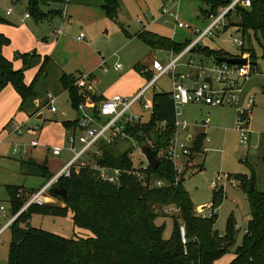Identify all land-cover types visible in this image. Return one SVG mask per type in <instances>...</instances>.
<instances>
[{
  "label": "rangeland",
  "instance_id": "rangeland-1",
  "mask_svg": "<svg viewBox=\"0 0 264 264\" xmlns=\"http://www.w3.org/2000/svg\"><path fill=\"white\" fill-rule=\"evenodd\" d=\"M164 1L166 0H117L120 7L115 20L108 17L104 21L90 25L87 23L94 14L90 10L94 9L92 7H89L91 8L89 11L76 9L78 14L75 21L65 30L64 41L59 42L56 33L63 26L59 17H63L66 6L56 5L50 12L46 11L48 19L56 17L54 22L46 19L43 23L37 24L32 17L25 19L31 0H0V36L8 40L3 47V54L13 64L15 70L24 72L25 83L31 85L46 57L52 58L56 63L54 68H48V76L43 74L40 77L35 87L40 111L33 117H28L19 111L20 96L11 85L0 93V264H8L9 246L12 240V230L6 228L8 220L12 217L7 186L21 187L23 206H26L34 191L48 181L44 177L26 175L22 163L33 159L40 165L47 164L51 174H55L70 158L67 151L68 130L65 122L74 121L78 115L67 91L59 81L61 71L67 75L93 74L94 91L104 97L114 95L132 97L126 93L130 90H135L137 93L148 83L138 68L141 65H150L154 60L163 63L169 60L168 51L152 50L141 39L135 37V33L146 26L149 31L176 39L178 43L184 42L186 37H189L190 41L196 38L191 30L177 29L172 22L164 23L159 20ZM70 4L72 8H80L81 5L76 0H72ZM178 7L181 19L194 28H204L210 22L201 13V9L209 10V8L199 0H181ZM9 9L13 10L12 15H7ZM145 14L148 15L147 20ZM237 22L238 19L233 14L225 25ZM225 27L219 30L214 39L206 38L199 46L218 50L215 52L224 51L232 57H245L255 62L257 69L245 85L242 98L243 106L247 105L250 98L255 102L249 107L250 142L248 146L240 142L241 135L237 128L240 117L235 106L186 105L185 117L191 125L186 133L196 136L205 130L209 141L204 140L203 135L201 137L197 135L198 143L191 149L190 157L178 166L176 180L183 181V186L195 209L199 210L197 213L201 216H209L214 201L212 181L218 175L224 177L218 187V189L223 188L224 193L223 202L216 210L215 230L219 234H224L229 218L233 217L238 231L234 251L242 244L246 232L244 230L251 218L249 194L241 187L237 176H245L249 180L254 176L256 189L264 193V60L263 50L253 37V32L241 34L237 33L236 27L227 26L226 29ZM81 32L86 35L89 46H78L77 37ZM235 38L244 40L243 48L235 43ZM17 53H31L37 57L31 59L30 67L24 68L21 60L16 56ZM194 55L197 59H201V54L194 53ZM204 59L212 61V58ZM118 63L122 64L120 70L116 69ZM158 85L160 90L157 91L172 92L169 77L161 78ZM157 91L155 92L158 93ZM49 93L56 96L57 113H51L47 107ZM146 95L149 98L152 92ZM40 114L44 115L43 120H37L36 117ZM208 117L211 120L210 127H195L196 120L202 124ZM13 124L22 126V133L14 130ZM33 128L36 132L28 133V130ZM32 141L38 142L36 148L31 147ZM127 146L130 144L121 146L119 150L123 151ZM55 147L63 148L64 152L60 157L52 155V149ZM77 148H80V145H77ZM16 151L19 153L16 154ZM132 160L135 165L140 162L138 152L132 155ZM157 180H162L166 184L165 180L157 177H153L151 183L154 184ZM48 204L52 207L63 206L62 200L58 199L48 200ZM159 210L156 223L164 227V238H170L174 230L173 217L177 215V211L174 207H170L168 212H165L169 217L165 218L162 216V210ZM151 211H154V208H151ZM28 223L32 227L65 238L92 237L89 230L74 228L70 213L65 216L35 213L28 219ZM232 256V253L228 254L220 258L216 264H229Z\"/></svg>",
  "mask_w": 264,
  "mask_h": 264
},
{
  "label": "trees",
  "instance_id": "trees-1",
  "mask_svg": "<svg viewBox=\"0 0 264 264\" xmlns=\"http://www.w3.org/2000/svg\"><path fill=\"white\" fill-rule=\"evenodd\" d=\"M199 1L209 8L201 9L204 17L218 13L221 7L230 3V0ZM68 2L69 0H31L28 14L37 22H43L49 18L46 15L47 10L50 12L56 5L66 6ZM102 8L109 18L116 19L119 8L116 0H105ZM233 14L228 15V21ZM235 15L238 22L229 23L227 26L236 27L241 34L253 32V37L263 50L264 60V0H253L250 9L237 8ZM135 37L141 39L152 50L173 51L176 54H180L190 43L187 40L178 43L145 28ZM7 43L8 40L0 36V93L11 85L21 97L19 111L33 117L40 111L39 106L35 104L37 100L35 87L40 77L47 74L51 59L49 57L44 59L31 85H27L24 72L15 70L13 64L3 54V47ZM215 51L218 50L202 46H197L193 50L216 61L218 58H231V55L224 51ZM16 56L24 68L30 67L31 59L37 57L31 53H17ZM252 64L256 66L254 61ZM77 76L63 74L60 78V83L67 91L74 109L81 101L74 86ZM93 98L96 101L101 99L96 96ZM153 100L155 105L153 122H165L169 126L164 132L149 137L146 134L150 133L152 125L136 130V135L139 133L145 135L139 138L140 141L157 150L158 158L161 160L157 170L149 168L146 172L148 177L146 181H140L132 174H123L119 185H112L99 181L93 171L84 169L70 179L61 181L69 192L66 199L50 192L53 198L62 200L64 206L31 205L22 213L20 212L25 205L23 206L21 187L7 186L11 218L20 213L8 227L12 230L8 264H216L220 258L231 253L233 259L229 264H264V193L256 189L255 177L252 176L249 180L245 176H237L241 187L249 194L251 218L242 244L233 251L238 233L233 217L229 218L224 234H219L215 230L216 210L223 202V188L214 189L211 215H199L183 186V181H176L174 165L162 154L175 133L173 101L170 94L164 92L155 93ZM75 123L65 122V127L69 131ZM100 149L102 155L98 161L101 164L127 170L134 168L133 150L121 152L109 145H101ZM22 168L29 176H40L48 180L53 176L47 164L40 165L33 159L24 161ZM153 177L165 180L166 185L162 188L152 187ZM170 207L176 209L177 215L173 217V233L166 240L164 227L157 225L156 220L159 209L162 210V216L168 218L169 215L165 212H168ZM151 208H154V211H151ZM35 213L52 216H65L70 213L74 228L87 229L92 233V237L70 239L32 227L28 219ZM181 226L185 227L186 244L181 240Z\"/></svg>",
  "mask_w": 264,
  "mask_h": 264
},
{
  "label": "built area",
  "instance_id": "built-area-1",
  "mask_svg": "<svg viewBox=\"0 0 264 264\" xmlns=\"http://www.w3.org/2000/svg\"><path fill=\"white\" fill-rule=\"evenodd\" d=\"M253 0H230L228 6L221 7L216 14H209V23L204 28L193 27L191 24L181 19L179 4L181 0H166L160 10L159 20L164 23L172 22L175 28L182 30H191L196 36L194 41H190L188 46L180 53L169 52V60L165 63L154 60L151 67L144 68L142 74L148 80L147 85L140 89L132 97H122L114 95L112 97H103L96 101L92 92V82L90 76L78 75L74 86L77 89L81 101L77 105L76 123L68 131V149L70 158L53 176L31 197L30 201L21 210L26 211L31 205L43 206L48 200L53 199L51 191L54 187L61 185L62 180L70 179L74 174H78L84 169L94 172L95 177L102 182L112 185H119L123 174H132L140 181L147 180L146 172L151 168L147 158L142 151L140 137L145 135L136 130L140 127L152 125V130L147 137L155 133L164 132L169 126L165 122H153L155 111L154 94L160 90L158 82L163 77H169L172 86L170 97L174 104L175 120L173 127L175 133L170 139V144L162 153L164 158L174 165L177 173L178 166L190 157L192 147L186 138L181 134L191 125L185 117V106L189 104L202 106H224L231 105L237 108L240 120L237 128L240 132L241 144L248 146L250 142V132L248 129L250 108L255 104L254 99L250 98L246 106H243L244 87L250 80L256 67L247 58L246 65H230L223 62L200 60L193 54L196 48L204 39H214L222 27L228 22V15L234 13L237 8L250 9ZM13 14L9 9L7 15ZM27 13L25 18H29ZM62 31L59 30L58 34ZM78 41L85 39L84 33H80ZM235 43L239 47L244 46L242 38H235ZM245 58V57H243ZM122 64L118 63L116 69L120 70ZM152 92L148 98L146 95ZM160 92V91H157ZM161 93V92H160ZM56 96L52 93L47 95V107L51 113H57L55 105ZM211 124L210 118L202 122L204 128ZM13 129L22 133V126L12 125ZM36 129H29L28 133L34 134ZM206 137V136H205ZM204 137V139H205ZM127 146L123 151L133 150V154L138 152L140 162L133 169L127 170L119 167H112L101 164L98 160L102 155L101 145L113 146L120 149L121 146ZM80 145V148H77ZM37 141H32L31 147L36 148ZM208 151V149H205ZM64 150L61 147L52 149V155L60 157ZM16 154L19 151L15 152ZM178 175V174H177ZM222 175L216 176L212 181V188L217 189L219 183L223 181ZM179 181V180H176ZM153 184V183H152ZM152 187L162 188L166 184L162 180H157ZM199 211V210H197ZM19 213V214H20ZM19 214L10 219L6 228L19 216ZM211 215V213H209ZM204 216V215H203ZM246 231V230H245ZM180 235L183 244L187 243L185 227H180Z\"/></svg>",
  "mask_w": 264,
  "mask_h": 264
},
{
  "label": "crops",
  "instance_id": "crops-1",
  "mask_svg": "<svg viewBox=\"0 0 264 264\" xmlns=\"http://www.w3.org/2000/svg\"><path fill=\"white\" fill-rule=\"evenodd\" d=\"M117 1V0H116ZM72 2V0H69V2H68V4L69 5H66V8H65V12H64V14H63V17H64V19H63V17L61 18V17H59L61 20H62V23H63V26L61 27V31H62V33L61 34H58V30H57V33H56V35L58 36L57 38H58V40H59V42H61V41H64V36H63V34H65V30L75 21V18H76V14H78V13H76V9H87V11H89L91 8H89V7H92V9H94V10H90V11H92L94 14H93V17L89 20V22L87 23V25H90V24H95V23H98L99 21H101V20H105V19H107L108 18V16H107V14H106V12L103 10V8H102V5H103V3H104V1L102 0V1H96V0H76V2H79V4H81L80 5V8H72V7H70V3ZM118 3V2H117ZM164 3H165V1H164ZM163 3V4H164ZM119 4V3H118ZM54 7V6H53ZM52 7V8H53ZM120 7V6H119ZM51 8V9H52ZM12 15V14H11ZM145 17H146V20H147V18H148V15L147 14H145ZM55 18L56 17H52V18H50V19H47V20H50L49 22H54V20H55ZM26 19V18H25ZM35 22L37 23V24H40V23H43V22H37L36 20H35ZM140 23H142L143 24V22H140ZM143 28H145L147 31H149L147 28H146V26H143L141 29H143ZM141 29L138 31V32H140L141 31ZM56 31V30H55ZM137 32V33H138ZM55 33V32H54ZM81 33H83V32H81ZM137 33H135V35L137 34ZM80 35V34H79ZM85 35V34H84ZM134 35V36H135ZM79 37V36H78ZM77 37V38H78ZM130 37H132V36H130ZM172 40H174L175 42H176V39H172ZM186 40L187 41H189L190 42V39H189V37H186ZM185 40V41H186ZM77 42H78V46H80V45H86V46H89V42H87L86 41V35H85V39L83 40V41H78V39H77ZM177 42H179V41H177ZM180 43H182L181 41H180ZM200 45V44H199ZM198 45V46H199ZM195 52H193V54H194ZM196 57V56H195ZM205 57L204 56H202L201 55V59L202 60H205L204 59ZM231 58H235V57H232L231 56ZM236 58H238V57H236ZM33 59H35V58H33ZM51 59V65H50V67H52V68H54L55 67V62H54V60L52 59V58H50ZM200 59V60H201ZM153 62V61H152ZM151 65L152 64H150V65H141L139 68H138V70H139V72L141 73V75L144 77V78H146L145 77V75H143L142 74V70L144 69V68H149V67H151ZM118 70V69H117ZM63 74H66V73H64V72H62L61 71V74L59 75V81H60V78H61V76L63 75ZM47 76H48V74H46ZM67 75V74H66ZM79 75V74H78ZM90 76V79H91V82H92V92L94 93V96H96V97H98V98H103L104 96H102V95H100V94H98V93H96L95 91H94V86H93V83L95 82V77H94V75L93 74H90L89 75ZM127 95H132V96H134V95H136L137 93H135V90H130L129 92H127L126 93ZM20 102H21V97H20ZM35 104H36V106L38 107L39 106V102L36 100L35 101ZM202 106V105H201ZM203 107H209V106H203ZM211 107V106H210ZM197 110V109H196ZM23 114H25V113H23ZM26 116H28L27 114H25ZM29 117V116H28ZM43 118H44V115H43ZM211 125V124H210ZM196 126H202V124L200 123V122H198L197 120L195 121V127ZM203 127V126H202ZM202 127H199V128H202ZM210 127V126H209ZM190 128V127H189ZM188 128V129H189ZM187 129V130H188ZM187 130L184 132V133H182L181 134V136L182 137H184V138H186L187 139V141H188V143H189V146H191L192 148L196 145V142H198V140L199 139H197V135H199L200 137L203 135V139H204V137H205V139L204 140H207V142L209 141V139L207 138V134H206V131L204 130V132H202V133H200V134H197L196 136L195 135H191V134H187L186 132H187ZM183 134H185V135H183ZM66 162V161H65ZM53 175V174H52ZM42 187V186H41ZM40 187V188H41ZM39 188V189H40ZM39 189H37V190H39ZM37 190H35L34 191V193L37 191ZM52 200H55V198H53ZM64 206V205H63ZM11 219V218H10ZM10 219L8 220V223H9V221H10ZM249 221V220H248ZM8 223H7V225H8ZM6 225V226H7ZM160 225V224H159ZM247 228V227H246ZM245 231V230H244ZM166 240H168L169 239V237L168 238H165ZM232 259H233V256H232ZM230 263V262H229Z\"/></svg>",
  "mask_w": 264,
  "mask_h": 264
},
{
  "label": "water",
  "instance_id": "water-1",
  "mask_svg": "<svg viewBox=\"0 0 264 264\" xmlns=\"http://www.w3.org/2000/svg\"><path fill=\"white\" fill-rule=\"evenodd\" d=\"M240 30H237L239 33ZM218 62L227 63L230 65H246L248 60L247 58H218ZM37 120H43V114H40L36 117ZM142 151L144 152L147 161L153 170H157L161 164V160L158 158V151L151 148L147 143L142 144ZM253 189V187H252ZM52 192L58 195L62 199L68 197V189H66L62 184L58 187H54Z\"/></svg>",
  "mask_w": 264,
  "mask_h": 264
}]
</instances>
